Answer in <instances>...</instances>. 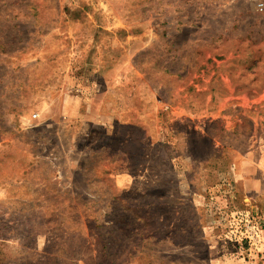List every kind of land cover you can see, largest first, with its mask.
I'll return each mask as SVG.
<instances>
[{
  "label": "rangeland",
  "instance_id": "rangeland-1",
  "mask_svg": "<svg viewBox=\"0 0 264 264\" xmlns=\"http://www.w3.org/2000/svg\"><path fill=\"white\" fill-rule=\"evenodd\" d=\"M258 1L0 0V264H264Z\"/></svg>",
  "mask_w": 264,
  "mask_h": 264
},
{
  "label": "crops",
  "instance_id": "crops-1",
  "mask_svg": "<svg viewBox=\"0 0 264 264\" xmlns=\"http://www.w3.org/2000/svg\"><path fill=\"white\" fill-rule=\"evenodd\" d=\"M94 88V87H93ZM83 97L80 95V94H76L75 96H73L72 98H71V102L72 103H74L75 105L77 104V105H80L81 104V102H82V99ZM67 103V101L65 102V104ZM76 115L78 116V112L76 113Z\"/></svg>",
  "mask_w": 264,
  "mask_h": 264
},
{
  "label": "built area",
  "instance_id": "built-area-1",
  "mask_svg": "<svg viewBox=\"0 0 264 264\" xmlns=\"http://www.w3.org/2000/svg\"><path fill=\"white\" fill-rule=\"evenodd\" d=\"M257 6H258V8H264V0H260V1H258V3H257Z\"/></svg>",
  "mask_w": 264,
  "mask_h": 264
}]
</instances>
